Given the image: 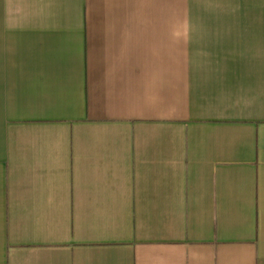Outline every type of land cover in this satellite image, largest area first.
<instances>
[{
  "label": "crops",
  "instance_id": "crops-1",
  "mask_svg": "<svg viewBox=\"0 0 264 264\" xmlns=\"http://www.w3.org/2000/svg\"><path fill=\"white\" fill-rule=\"evenodd\" d=\"M0 264H264V0H0Z\"/></svg>",
  "mask_w": 264,
  "mask_h": 264
},
{
  "label": "rangeland",
  "instance_id": "rangeland-1",
  "mask_svg": "<svg viewBox=\"0 0 264 264\" xmlns=\"http://www.w3.org/2000/svg\"><path fill=\"white\" fill-rule=\"evenodd\" d=\"M149 17H176V11L149 12Z\"/></svg>",
  "mask_w": 264,
  "mask_h": 264
}]
</instances>
